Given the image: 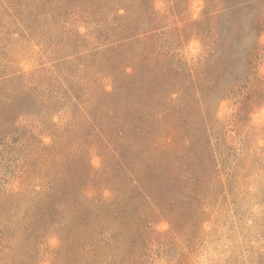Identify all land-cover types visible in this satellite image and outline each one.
Instances as JSON below:
<instances>
[{
  "label": "rangeland",
  "instance_id": "rangeland-1",
  "mask_svg": "<svg viewBox=\"0 0 264 264\" xmlns=\"http://www.w3.org/2000/svg\"><path fill=\"white\" fill-rule=\"evenodd\" d=\"M0 264H264V0H0Z\"/></svg>",
  "mask_w": 264,
  "mask_h": 264
}]
</instances>
